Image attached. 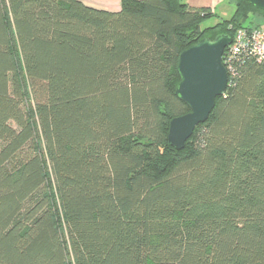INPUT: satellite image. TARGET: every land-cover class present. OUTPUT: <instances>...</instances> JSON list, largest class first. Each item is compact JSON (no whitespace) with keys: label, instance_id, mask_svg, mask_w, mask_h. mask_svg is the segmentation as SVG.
Masks as SVG:
<instances>
[{"label":"trees","instance_id":"16d2710c","mask_svg":"<svg viewBox=\"0 0 264 264\" xmlns=\"http://www.w3.org/2000/svg\"><path fill=\"white\" fill-rule=\"evenodd\" d=\"M234 8L202 29L183 0H0V264H264V60L167 140L179 55L260 28Z\"/></svg>","mask_w":264,"mask_h":264},{"label":"water","instance_id":"95a60500","mask_svg":"<svg viewBox=\"0 0 264 264\" xmlns=\"http://www.w3.org/2000/svg\"><path fill=\"white\" fill-rule=\"evenodd\" d=\"M245 2L264 12V0ZM231 41L223 34L212 40L205 37L179 55L176 67L179 83L175 96L189 112L173 118L169 123L167 140L174 150L184 149L194 130L209 118L216 99L224 97L228 77L222 65V56Z\"/></svg>","mask_w":264,"mask_h":264},{"label":"built area","instance_id":"2783aa9c","mask_svg":"<svg viewBox=\"0 0 264 264\" xmlns=\"http://www.w3.org/2000/svg\"><path fill=\"white\" fill-rule=\"evenodd\" d=\"M231 40L222 56V65L228 77L227 88L235 77L234 64L240 59L249 58L257 63L264 60V28L239 29Z\"/></svg>","mask_w":264,"mask_h":264},{"label":"rangeland","instance_id":"374dc122","mask_svg":"<svg viewBox=\"0 0 264 264\" xmlns=\"http://www.w3.org/2000/svg\"><path fill=\"white\" fill-rule=\"evenodd\" d=\"M234 10H235L234 0H225L223 5L216 10L215 16L213 18L209 19L204 24H202L201 28L204 29L206 27L214 26L220 20H229L232 17ZM252 22H253L252 24L257 25L260 28H264V17L261 14H259V13L253 14ZM32 105H34V102L28 98L27 102H26V108L31 114L30 115L31 119L33 121H35V115H34V112L32 110ZM46 191L50 196L52 195L54 198V201H55L54 205L56 207L57 215L59 217V225L63 231V218H62V215H61L60 210H59L57 192L49 180H48L47 185H46Z\"/></svg>","mask_w":264,"mask_h":264},{"label":"crops","instance_id":"0c3cea01","mask_svg":"<svg viewBox=\"0 0 264 264\" xmlns=\"http://www.w3.org/2000/svg\"><path fill=\"white\" fill-rule=\"evenodd\" d=\"M88 7L104 10L108 12H118L120 9V0H81ZM188 6L194 9L208 8L216 11L225 0H183Z\"/></svg>","mask_w":264,"mask_h":264}]
</instances>
